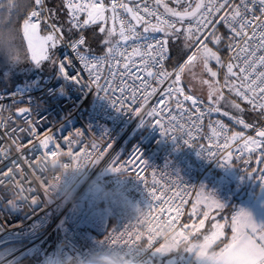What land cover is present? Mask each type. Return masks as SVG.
I'll use <instances>...</instances> for the list:
<instances>
[{
  "label": "snow or ice",
  "instance_id": "6c2138e0",
  "mask_svg": "<svg viewBox=\"0 0 264 264\" xmlns=\"http://www.w3.org/2000/svg\"><path fill=\"white\" fill-rule=\"evenodd\" d=\"M131 3L132 0H64L67 31L76 34L69 46L81 65L80 71L87 72L89 79L85 83L84 78L75 71L73 60H62L53 51L63 40L65 30L53 23L48 25L49 33L41 35V24L47 23L45 0H32L34 7L25 18L21 33L26 61L37 66L47 62L63 79L91 90L94 86L96 92L103 93L105 98L112 96L111 102L118 110L127 100L133 104L139 100L147 106L151 98L159 93L156 106L142 109L143 115L152 118L162 134L171 133L173 139L177 138V130L181 131L184 143L189 146L201 138L204 118L213 112L229 117L243 129H254L251 135L244 131L230 132L228 126L218 120L215 126L210 125L211 136L208 137L206 150L208 157L222 158L223 163L228 165L240 161L247 166L244 167L246 173L264 181V0H154L155 7H149L146 3L141 6L139 0H136L134 7ZM119 9H123V12ZM96 25H99V33L107 37L103 41L107 54L103 58L90 56L83 47L87 41L79 34L84 28ZM221 25L225 29L224 34L220 32ZM156 33L160 35H144ZM141 38L150 41L143 46V50L139 45L133 48L131 54L126 48L121 50L128 41ZM171 41H179L189 49L185 59L174 66L175 70L165 66L169 60ZM224 49L232 53L229 57L231 62L225 63L222 58ZM133 57L140 59L137 65L139 71L135 73L131 70L132 65L136 64ZM109 60L112 61L110 65ZM119 60H123V73L133 81L138 80L139 84H128L121 80L119 86H114L110 82L109 78L115 80L120 74ZM197 65L211 78L202 81L209 87V106L206 109L201 107L204 101L187 94V86L182 83L185 71L192 72ZM105 66L109 74L107 78L101 75V68ZM215 66L225 72L222 82L217 79L219 73L214 70ZM69 68L73 71L70 72ZM148 78L157 87H153ZM50 87L55 88L56 85ZM117 90L119 97L115 96ZM225 90L229 94L227 97ZM230 97L246 104L247 110L237 99ZM221 102L240 113H256V119L261 123H248L244 118L222 111ZM4 111H9L8 123H11L15 113L0 109V115ZM32 112L31 107H20L18 113L26 126H12L10 132L26 134L33 142L38 141L35 146L44 150L43 156L58 159L63 153L56 133L49 135L50 129L40 133L38 128L45 120L34 119ZM140 121L141 124L145 123L144 119ZM5 127L7 124L0 119V128ZM2 134L8 135V132ZM82 135L83 132L77 131L74 138L59 137L64 140V152L73 149L77 138ZM11 139L17 152L25 146L18 142V136ZM111 146V141L103 148L93 142L89 145L92 152H81L79 149L75 152L78 158L86 162H112V171L133 173L146 182L148 164L142 154L137 151L127 160L114 158L106 153ZM197 147L201 148V152L205 150L204 145ZM7 157L8 150L0 149V158ZM0 175H7L12 180L14 173L8 169L7 173L0 172ZM150 179V194L158 201L154 209L155 218L180 226L179 235L184 239L203 234L200 256H207L211 250L219 264H264V224L255 223L251 215L243 211L230 216L215 215L224 210V205L207 195L203 188L192 194L195 200L190 205V211L186 212L185 207L191 199L187 190L177 188L171 181L167 182L171 184L170 188L157 187L159 182L155 173ZM9 180L0 179V190L5 189ZM172 188H176V191H172ZM34 191L31 187L25 189L13 182L11 195L28 199L24 193ZM210 219L211 224L205 231L206 222ZM178 243L179 240L176 241ZM195 247L193 245L188 250L193 251ZM168 250L169 246L158 249L160 252Z\"/></svg>",
  "mask_w": 264,
  "mask_h": 264
},
{
  "label": "built area",
  "instance_id": "2783aa9c",
  "mask_svg": "<svg viewBox=\"0 0 264 264\" xmlns=\"http://www.w3.org/2000/svg\"><path fill=\"white\" fill-rule=\"evenodd\" d=\"M139 2L141 6L146 3L155 7L154 0ZM135 3L132 2L131 6L134 7ZM44 11L47 23L41 25L53 24L46 0ZM119 11L122 13L123 9ZM88 29L89 26L79 32L85 39ZM69 33L64 32L62 48L56 56L62 60L72 59L75 71L87 83V72L80 71L81 65L69 46L76 34ZM149 42L143 38L130 40L122 45L121 50L126 48L131 54L134 47L139 45L143 50ZM86 52L93 58H103L107 54ZM231 56L232 53L227 50L226 62H231ZM133 59L136 64L131 70L135 73L139 71L137 65L140 59ZM169 60L165 66L175 70L168 65ZM111 63L109 60L108 64ZM119 63L120 74L115 80L109 78L110 82L114 86H119L121 80L139 84L138 80L133 81L123 73V60ZM69 71L73 69L69 68ZM101 75L108 77L107 66L101 68ZM148 80L152 82L151 78ZM152 84L157 87L155 82ZM52 85L56 87H50ZM119 95L117 90L115 96ZM111 99L112 96L105 98L103 93L96 92L94 86L91 90L63 79L54 67L48 74L33 75L11 89H0V109L15 113L11 123H8L9 111L0 115V119L7 124V127L0 128V149L8 150L7 159L0 158V172L7 173L8 169H12L14 173L12 180L7 175H0V179L9 180L5 189L0 190V248L11 243L21 245L9 264H20L25 260L31 264H159L153 255L160 245H179L185 240L179 235L180 226L155 218L154 209L158 201L150 194V177L155 173L159 182L157 187L170 188L171 184L167 182L171 181L177 188L187 190L191 199L185 211H190L195 198L192 194L207 178L227 170L228 164L223 163L222 158L208 157L206 150L211 126L222 120L215 112L206 115L201 138L189 146L184 143L181 131L177 130V138L173 139L171 133L162 134L152 118L143 115L142 109L156 106L159 93L151 98L147 106L139 100L135 104L127 100L121 110L113 105ZM234 99L240 102L238 98ZM240 103L247 110L248 106ZM208 106L205 101L201 105L202 109ZM20 107H31L34 119L45 120L38 128L40 133L46 129H50L49 135L56 133L63 153L58 159L43 156L44 150L35 146L38 141L33 142L26 134L10 132L12 126H26L18 113ZM137 112L141 114L137 115ZM141 119H144V124H141ZM77 131L83 132V135L77 138L73 149L64 152V140L59 137L74 138ZM4 132L8 135H3ZM12 136H18V142L25 145L19 152L15 150ZM110 141L112 146L106 149L107 156L127 160L137 151L142 154L148 164L146 182L133 173L112 171V162H86L75 152L76 149L92 152L89 145L93 142L103 148ZM197 145H204L205 150L201 152ZM255 181L264 185L258 176ZM13 182L35 191L24 193L28 199L13 197ZM226 187L224 184L221 196H225ZM56 229L60 232L58 237L55 234L59 232L53 233ZM37 254L39 256L35 258Z\"/></svg>",
  "mask_w": 264,
  "mask_h": 264
},
{
  "label": "rangeland",
  "instance_id": "374dc122",
  "mask_svg": "<svg viewBox=\"0 0 264 264\" xmlns=\"http://www.w3.org/2000/svg\"><path fill=\"white\" fill-rule=\"evenodd\" d=\"M8 1L10 0H0V4H5ZM19 4H20L19 8L21 9V11L26 9L28 5L30 6L28 0H21ZM51 21L53 20L51 19ZM17 23H18L17 16L15 17L14 20L11 21V24L8 27L3 26L5 24V20L3 21V18L0 20V89H3V90L11 89L18 82H21V83L26 82L28 78H30L33 75L48 74L52 71V68H53V66L49 65L47 62H45L41 66H37L31 61H26V58L24 56L25 50L23 47V41L21 39L22 24L24 23V21L20 24V28L18 30L16 27V25H18ZM90 27H91L90 35L98 36L97 38L101 39L100 42H102L101 46L106 47L103 41L107 37H105L104 34L99 33L98 31L99 25L89 26V28ZM13 29L17 31L15 33L14 32L8 33L9 30H13ZM48 33H49L48 25H41V35H46ZM171 42H170L169 47L173 55V62L178 64L181 61H183L185 57L189 54V49L184 48L182 46V43L179 41H171ZM61 48H62V41L60 42V44H58L57 49L53 51L56 54V52H58ZM222 58L224 59V57ZM224 60H225V63H227L226 59ZM214 70L218 71L219 75L217 79H220L222 82V78L225 72L223 71L221 73L220 68L218 66H215ZM206 79H211V78L200 65H197V67L193 69L192 72L185 71V73L182 76V83L187 86L186 91H188L193 96L209 104L208 102L209 87L208 85L202 82L203 80H206ZM225 95L226 97L229 96V94L227 93V90H225ZM230 98H233V97H230ZM220 107L222 111H228L231 115L244 118L245 121L248 123L255 122L259 124V122L255 121V119L251 117L250 115H248L246 111L243 113L237 112L236 110L230 107H226L223 104V102H221ZM216 114H220V113H216ZM227 118L229 117H226V119ZM236 131H244L246 132V134L251 135L254 132V129L246 130V129H243L242 126L239 125L238 128H236ZM227 169L228 170H225V172L227 171L226 173L223 172L225 174L221 173V175H224V176H222L221 178L220 177L216 178L215 180H213L211 183L208 184L209 186L207 185L206 187L205 186L203 187L207 195L212 196L214 199L218 200L224 206H227L229 205V203H232L234 201V198L238 194L241 193L245 185L244 175L239 173L235 166L229 165ZM231 170H232L231 175L233 178L229 176ZM234 180H237L238 182H235ZM224 184H226L227 186L226 193H225V196H221L220 192L222 191L223 189L222 187ZM234 186H236L235 190L233 189ZM229 198H231L230 199L231 201L228 204H226L227 203L226 200ZM208 225H210L209 221L206 222L205 230L208 227ZM58 230L59 229H56L55 231H53V233L55 234L59 232ZM59 234L60 232L55 235L58 237ZM202 235L203 234L189 236L188 239H185L183 244L176 245L175 247H172L167 244L160 245L155 252L156 257H158L162 263L159 261L158 262L160 264H191L193 260L195 259L194 251H196V248H198V246L201 245L200 241L202 240ZM193 245H196V247L194 248L193 251H189L188 249L191 248ZM164 246H169V250L167 252L158 251V249H161ZM20 249H21V245L17 243L9 244V245H6L5 247L0 248V264H9V262L14 259V256ZM198 257H201V256L199 255ZM24 264H27V263L25 262Z\"/></svg>",
  "mask_w": 264,
  "mask_h": 264
},
{
  "label": "trees",
  "instance_id": "16d2710c",
  "mask_svg": "<svg viewBox=\"0 0 264 264\" xmlns=\"http://www.w3.org/2000/svg\"><path fill=\"white\" fill-rule=\"evenodd\" d=\"M20 1L21 0H17L16 1V6L15 7H12L11 6V4H10L11 1H8L5 4H0V6H1L0 7V20L2 18H3V21L5 20V24L3 26H7L8 27L11 24V21L14 20L15 17L17 16V18H18V23L17 24L18 25H16V27H17V30H18L20 28V24L23 21H25V18L27 17V15H28L29 11L31 10V8L34 7V5L32 4V0H28L30 6L28 5V7L26 9H24V10L21 11V9L19 8L20 7V4H19ZM49 3H51V7H49L50 8L49 11H50V17H51V19L54 22L58 23L67 33H69L67 31V14H66V9L63 7L62 0H49ZM90 29H91V27L86 32V41H87V43L84 46L85 51H90V52H95V53H106L107 52V48L101 46V43L102 42H100L101 39H98L97 38L98 36H91L90 35L91 34L90 33ZM17 30H15V29L9 30L8 33H11V32H14L15 33ZM220 32L222 34L225 33V30H224V28L222 26H220ZM70 34L71 33H69L68 36H70ZM170 55H171V58H170V60L168 62V65L171 66V67H174L177 64L175 62H173V55H172L171 51H170ZM226 56H227V49H224L223 50V57H224V59H226ZM246 113L248 115H250L251 117H253L255 119V121H258L260 123V121L256 119V115L255 114H253L251 112H248V111H246ZM216 115H217V117H219L230 128V132L236 131V128H238V126H239L238 124H236L233 120H229V118L226 119L227 116H224L222 114H216ZM232 166H235L236 169H237V171L239 173H241V174L244 175L245 185H246L248 173L245 172L244 167H247V166H243L240 161H236ZM255 179H256V176H254L253 182L255 181ZM245 185H244V187H245ZM230 199L231 198L227 199L226 202L229 203L231 201ZM235 201H237V197L234 198V201L232 203H229V206H228L229 207L228 208L229 211L232 208V205L235 203ZM184 241L181 244H183ZM11 244H16V243H11ZM181 244H179V245H181ZM5 246H3V247H5ZM38 256H39V254L35 255V258H37ZM153 258L157 262L158 261L161 262L159 260V258L156 257L155 254L153 255ZM25 262L27 264H31L30 261L27 262L25 260L24 263ZM24 263H22V264H24Z\"/></svg>",
  "mask_w": 264,
  "mask_h": 264
},
{
  "label": "crops",
  "instance_id": "0c3cea01",
  "mask_svg": "<svg viewBox=\"0 0 264 264\" xmlns=\"http://www.w3.org/2000/svg\"><path fill=\"white\" fill-rule=\"evenodd\" d=\"M10 1H11V3H10L11 6L15 7L17 0H10ZM46 3L48 5V7H51V3H49V0H46ZM225 173H223V174H225ZM231 173H232V170L230 171L229 176H231V178H233ZM222 176H224V175H221V173H219L213 177L207 178L197 192L201 191V188H203L204 186L206 187L209 183H211L216 178H218V177L221 178ZM234 181L238 182L237 180H234ZM233 189L235 190L236 186H234ZM228 191H229V189H228ZM243 191H245L244 196H242L240 199H238V196L241 195V193ZM241 193L236 196L237 201H235V203L232 205V208L230 209V211L228 210L229 205H227V206H224V211L222 210L219 213H215V215L220 216L223 214V215L230 216L231 214H235V213H239V212L243 211V212L250 214L255 223L264 224V185H258L254 181L250 184V186L247 189H246V185H245V187H243V190L241 191ZM194 200H195V198H194ZM226 204H228V203H226ZM194 219H195V217H194ZM209 224H211V219L209 220ZM206 230H208V227L206 228ZM202 243H203V240L200 241V244H202ZM200 244H198V245H200ZM200 251H201V247L198 246V248H196V251H194L195 252V259L193 260V262L191 264H219V262L214 259L215 254L213 251L209 250V254L207 256L198 257Z\"/></svg>",
  "mask_w": 264,
  "mask_h": 264
},
{
  "label": "water",
  "instance_id": "95a60500",
  "mask_svg": "<svg viewBox=\"0 0 264 264\" xmlns=\"http://www.w3.org/2000/svg\"><path fill=\"white\" fill-rule=\"evenodd\" d=\"M132 2H136V0H132ZM254 176L248 174L247 175V181H246V189L250 186V184L253 182ZM245 191L241 193V195L238 196V199H240L242 196H244Z\"/></svg>",
  "mask_w": 264,
  "mask_h": 264
}]
</instances>
